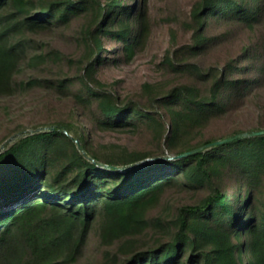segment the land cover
Listing matches in <instances>:
<instances>
[{
  "label": "trees",
  "instance_id": "1",
  "mask_svg": "<svg viewBox=\"0 0 264 264\" xmlns=\"http://www.w3.org/2000/svg\"><path fill=\"white\" fill-rule=\"evenodd\" d=\"M144 16L135 0H0V97L21 83L14 76L33 35L82 19L84 50L82 75L27 82L69 97L72 121L34 129L0 150V264H72L94 228L101 247L116 246L109 254L120 264H264V135L215 145L264 131V0L195 2L185 23L190 43L165 60L183 83L121 104L93 78L142 48ZM215 26L224 30L211 34ZM231 26L250 36L230 42ZM105 42L114 43L110 51ZM215 48L226 55L203 66ZM50 59L42 52L29 67ZM244 115L254 124H238ZM141 127L152 130L153 152L107 154L93 145L96 131ZM170 191L200 198L149 218Z\"/></svg>",
  "mask_w": 264,
  "mask_h": 264
},
{
  "label": "rangeland",
  "instance_id": "2",
  "mask_svg": "<svg viewBox=\"0 0 264 264\" xmlns=\"http://www.w3.org/2000/svg\"><path fill=\"white\" fill-rule=\"evenodd\" d=\"M198 0H135V4L145 7L147 37L144 45L128 62L105 65L98 69L94 81L103 90L112 93L119 103L143 102L150 95H162L184 79L166 67V58L173 59V53L179 47L190 43L191 33L185 29L192 5ZM82 19H74L63 29L31 37V49L22 62L19 73L14 79L21 82L11 88L9 93L0 97V148L9 145L11 138L20 137L32 130L50 128L61 122L73 119V104L68 97L27 87V82L34 76H47L51 79H68L82 75L83 47L80 45ZM230 42L246 40L250 34L231 26ZM223 27H213L211 34L222 32ZM112 42H105L110 51ZM50 52L52 59L41 61L34 68L29 67L31 58ZM226 55L225 48L211 49L200 61L203 66L221 61ZM24 84V85H21ZM146 86V87H145ZM77 87H75L76 89ZM264 105V100L261 101ZM243 126L250 127L252 117L244 115L238 119ZM221 126V125H220ZM229 128V126H221ZM152 130L141 127L136 132H99L94 133V147H99L107 154H114L127 149L132 152L148 153L154 151L151 141ZM149 159V158H148ZM151 160V159H149ZM103 167V166H101ZM200 194L166 192L149 210V218L167 217L179 205L196 201ZM98 229L90 231L81 255L72 264H114L113 254L116 246L103 248L98 238ZM148 240L147 235H142ZM141 236V237H142ZM108 252V253H106ZM109 254V255H106ZM122 260L117 261L120 264Z\"/></svg>",
  "mask_w": 264,
  "mask_h": 264
},
{
  "label": "water",
  "instance_id": "3",
  "mask_svg": "<svg viewBox=\"0 0 264 264\" xmlns=\"http://www.w3.org/2000/svg\"><path fill=\"white\" fill-rule=\"evenodd\" d=\"M46 129H40V130H37L38 132H42ZM264 135V131H259V132H253L251 134H239V135H235V136H232L230 138H227V139H224V140H220L218 142L215 143V145H223V144H226V143H230V142H233V141H238V140H241L243 138H247V137H255V136H263ZM14 140V138H11L8 143H11L12 141ZM5 148V145H2L0 150H3ZM200 149H196V150H193V151H190V152H186V153H183L177 157H172L170 159H179V158H184V157H188L190 155H193V154H196ZM146 161H150L149 159H146ZM144 162H139L138 165H141L143 164ZM103 167H106V166H103ZM132 166H129L128 168L126 169H122V168H118L119 171H126V170H129L131 169Z\"/></svg>",
  "mask_w": 264,
  "mask_h": 264
}]
</instances>
